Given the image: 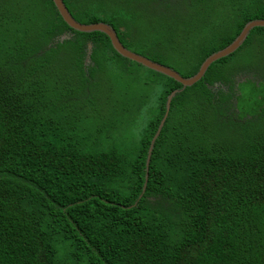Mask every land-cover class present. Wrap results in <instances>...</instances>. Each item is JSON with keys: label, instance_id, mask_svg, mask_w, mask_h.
Masks as SVG:
<instances>
[{"label": "trees", "instance_id": "trees-1", "mask_svg": "<svg viewBox=\"0 0 264 264\" xmlns=\"http://www.w3.org/2000/svg\"><path fill=\"white\" fill-rule=\"evenodd\" d=\"M63 1L78 21L107 23L127 45L118 14L131 1ZM38 3L36 17L0 0V264H264V70L253 52L264 26L176 92L147 167L167 96L182 85L120 55L105 33L72 29L53 0L27 6ZM172 3L186 6V23L196 16L191 28L212 22L195 68L170 66L185 77L264 18V0L160 8ZM213 12L229 32L216 30ZM235 56L248 64L227 74ZM100 71L130 76H116L109 102L97 95ZM154 78L157 110L138 136L137 121L124 119L150 102Z\"/></svg>", "mask_w": 264, "mask_h": 264}, {"label": "rangeland", "instance_id": "rangeland-1", "mask_svg": "<svg viewBox=\"0 0 264 264\" xmlns=\"http://www.w3.org/2000/svg\"><path fill=\"white\" fill-rule=\"evenodd\" d=\"M27 1L28 0H4L6 3L5 5L10 9V11H14L13 9H19L20 11L22 10L25 12L33 10V14L36 17L40 16L41 14L39 11L41 4L38 3L27 6ZM129 1L131 2L126 7L128 9L136 7L137 11L132 12L129 11L131 9L128 10L123 8L124 14H118V16L124 20L125 25L128 27L129 35L125 36L127 48L137 53L150 52L152 56L155 59L160 60L162 64L175 67L177 70L179 69L181 71H189L194 69L201 56V44L208 43V37L212 35L211 30L209 29L212 25V22L210 21L209 26L207 27L206 23L203 22L204 29L199 31L196 28H191L194 27V22L196 21L195 15H193L192 19H189L186 23V11H179L180 8L186 9V6L182 3H172V7L167 5V9L162 10L160 7L164 5L156 4L157 6H155V9L152 7L154 4L148 3L145 0ZM160 1L164 4V0ZM126 2V0H121V4ZM108 4L109 6L113 7L116 3L114 0H108ZM208 4H210V6H208ZM208 4H205L204 6L210 8L213 6V4H211V0H209ZM41 10H43V8ZM108 10L112 12L110 9H107L106 11ZM175 12H181L182 15L178 17L175 15ZM209 17L212 18L213 24L217 31L229 32L231 30L232 25L226 24L225 21H222L221 18L215 15V12H213L212 16ZM202 32L207 35V38L201 34ZM240 52L245 53L241 50ZM253 52L260 56L259 62L262 64V69L264 70V43L263 45H261V43H256V46L254 45ZM63 56L69 57L70 54H65ZM88 62L89 60L87 59L86 63ZM247 64L248 60L240 58L239 56H235L230 61V63L225 64L224 71L229 74L230 69H239L242 66H247ZM250 64L254 66L255 61H252ZM137 68L139 69V72H143V70L147 72L145 68L140 66ZM100 74L104 75L101 77L102 83L96 85V90L98 91L97 95L99 98H101L103 95H108V102L111 99L108 89L113 86H121L115 85L116 76L121 77L123 75L124 83L126 79L130 80V76H127L128 74L114 76V74H112L110 71H100ZM132 77L135 79L134 75ZM154 79L157 90L153 91L152 95H149L150 102L147 104H138V108L133 107L130 114L125 119L123 118L124 122L128 124L133 120V122L137 121L135 125H132V131L138 136L142 129V123L144 121L146 122L147 119L152 118L157 110L156 101H158V89L160 88L158 80L156 78ZM128 84H132L131 81H129ZM246 93L249 97L250 94L248 92ZM249 103L250 102L247 104L249 105ZM84 122L85 119L82 120V123Z\"/></svg>", "mask_w": 264, "mask_h": 264}, {"label": "water", "instance_id": "water-1", "mask_svg": "<svg viewBox=\"0 0 264 264\" xmlns=\"http://www.w3.org/2000/svg\"><path fill=\"white\" fill-rule=\"evenodd\" d=\"M53 3L55 7L58 10V13L62 17V19L67 23L69 27L72 29L79 31V32H103L105 33L113 46V48L123 57L128 58L134 62H137L149 69H152L154 71H157L163 75H166L168 77L173 78L177 82H179L182 87L181 89H175L173 90L166 99V111L164 113L163 118L161 119V122L157 128V131L152 139L151 146L149 148V154L147 157L146 166L148 167L149 160H150V152L153 146L154 140L158 137L160 130L165 122V119L169 113L170 109V103L173 98V96L176 94V92H179L183 90L186 87L192 86L196 82H198L207 71L208 67L216 60L228 56L229 54L233 53L235 50H237L244 40L246 39L248 33L250 30L256 26H264V18L254 19L249 21L245 24V26L242 28L241 32L235 37V39L229 43L224 48L210 54L199 66L198 71L193 74L192 76L185 77L183 76L179 71L171 68L170 66L164 65L160 62L154 61L151 58L142 55L140 53H137L135 51H132L128 49L119 39L116 30L110 26L107 23L104 22H94V23H83L81 21H78L76 18L73 17L67 6L65 5L63 0H53ZM67 35H63L61 37V40L66 38ZM90 55V47L89 52L87 55V58Z\"/></svg>", "mask_w": 264, "mask_h": 264}, {"label": "flooded vegetation", "instance_id": "flooded-vegetation-1", "mask_svg": "<svg viewBox=\"0 0 264 264\" xmlns=\"http://www.w3.org/2000/svg\"><path fill=\"white\" fill-rule=\"evenodd\" d=\"M157 5H163V3L160 2V0H156ZM121 41V40H120Z\"/></svg>", "mask_w": 264, "mask_h": 264}]
</instances>
